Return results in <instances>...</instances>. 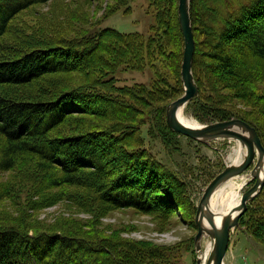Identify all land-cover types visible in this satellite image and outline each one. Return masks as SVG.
I'll list each match as a JSON object with an SVG mask.
<instances>
[{"label":"trees","instance_id":"16d2710c","mask_svg":"<svg viewBox=\"0 0 264 264\" xmlns=\"http://www.w3.org/2000/svg\"><path fill=\"white\" fill-rule=\"evenodd\" d=\"M48 1L0 0V173L7 174L0 200L13 202L16 194L29 191L38 196L28 201L32 206L64 199L86 210L102 203L168 215L157 194L163 185L171 192L185 183L145 147L143 128L150 140L163 144L175 135L166 123V107L183 89L165 101L175 94L181 75L178 0H148L156 18L149 36L108 28L68 38L17 23L21 12ZM130 1L118 0L114 13ZM190 19L198 93L188 106L195 104L203 124L247 122L264 146V0H191ZM159 63L178 65L177 83L158 71L151 87L119 86L109 77L122 67L156 70ZM71 76L80 80L72 85ZM225 91L236 93L250 111L223 106ZM59 111L44 128L43 119ZM101 136L116 146L112 161L103 159L106 153L95 143ZM192 216L196 229L195 205ZM239 221L250 240L264 239V187ZM181 248L0 224V264H179L186 252Z\"/></svg>","mask_w":264,"mask_h":264},{"label":"rangeland","instance_id":"374dc122","mask_svg":"<svg viewBox=\"0 0 264 264\" xmlns=\"http://www.w3.org/2000/svg\"><path fill=\"white\" fill-rule=\"evenodd\" d=\"M117 1L50 0L47 3L37 4L21 12L17 16L19 20L17 23L23 22L32 28H41L43 32L47 31L68 38L85 32L95 34L102 29L108 28L122 33H140L145 36L152 34V28L156 26V18L154 9L150 6L148 0H131L126 6L118 7L114 13L115 10L112 6ZM157 71L163 73L173 83L178 82V65L175 67L169 65V63H159L156 70L146 68L143 71H135L122 67L109 77L115 78L119 86L140 84L151 87ZM179 79L175 94L166 99L165 102L180 94L179 86L183 89L184 94L181 75ZM78 80L80 78L76 76H71L68 79L72 85L77 83ZM262 89H264V85H262ZM222 95L226 97V103L223 106L229 107V109L231 108L238 113L250 111V108L245 106L246 104L242 99L236 98L238 97L236 93L225 91ZM163 101L164 99L157 103L159 104ZM158 104L155 103L154 107H158ZM188 104L183 109V115L195 124L208 125L198 121L195 104L192 103L190 106ZM100 107L101 105L98 106L99 109ZM93 110L98 111L97 109ZM74 115V117H86L89 122L97 120L89 115ZM59 116L60 111L49 115L43 119L42 126L44 128L47 127L52 120ZM217 122L223 121L212 123ZM69 128H71L72 133L77 131L72 124H69ZM146 132L147 127H144L145 147L155 154L173 174L177 175L180 181L185 183L183 189H173V192L164 189L165 187L162 184L161 191L159 193L158 191L156 192V194L158 193V200L165 205L166 211L169 212L168 215L160 212L145 214L135 208H113L102 203L95 205L90 210H86L64 199L53 201L50 204L51 206H32L28 201L33 202L38 199V196L28 191L24 195L23 192L16 194L15 199L17 200L13 202L9 198L0 200V224L15 225L31 232L46 231L52 234L58 232L98 233L113 240H128L137 242L145 247H171L175 251L182 246L181 249L186 252H184L183 259L179 264H191L193 259L195 261L194 264H196L197 256L200 253H197L194 243L197 228H194L192 220L193 205L197 207L207 182L227 166L235 164V161L239 160L238 163H241L245 152L239 151L237 142L232 140L216 139L207 143H199L175 133L174 136L168 138V144H163L157 138H151L150 140ZM98 142L101 144L98 148H102L106 153L103 159L112 161L116 146L110 145L104 136L95 141L97 144ZM254 164L255 162L250 169L239 175V178L236 177L237 179L232 180L236 184H240L242 180H245L241 189L242 194L254 184L253 181L249 182L250 171ZM6 180L7 174L0 173V184H4ZM157 186L159 187L160 184ZM26 187L30 188V186ZM167 192L173 193L174 197L168 196ZM244 214L239 220L244 217ZM247 219L245 218V221ZM243 227L238 223V226L230 231L229 245L223 263L264 264V239L262 238L263 240L261 239L259 243L253 242L245 236ZM208 246L212 248L213 240L209 236H204L201 240L202 256L206 253ZM191 252H194V254Z\"/></svg>","mask_w":264,"mask_h":264},{"label":"water","instance_id":"95a60500","mask_svg":"<svg viewBox=\"0 0 264 264\" xmlns=\"http://www.w3.org/2000/svg\"><path fill=\"white\" fill-rule=\"evenodd\" d=\"M190 1L178 0L177 13L179 26L182 32L184 49L181 64V80L184 94L171 102L166 108V123L173 132L185 136L199 143H207L216 139L236 141L245 147L246 153L238 165H229L206 186L196 207V228L194 236L197 256L196 264H224L230 231L238 226L239 219L246 212L248 204L262 191L264 187V146L254 127L240 119H230L223 122L208 125L188 126L179 119L184 107L196 97L197 85L192 73L194 55V36L190 19ZM256 160V161H255ZM250 181L254 184L242 194L238 207L222 216L220 224H216L214 212L210 210V200L219 186L229 179L245 173L252 164ZM204 217L206 223L204 222ZM209 236L213 240V246L207 256L201 254V240Z\"/></svg>","mask_w":264,"mask_h":264},{"label":"bare ground","instance_id":"6f19581e","mask_svg":"<svg viewBox=\"0 0 264 264\" xmlns=\"http://www.w3.org/2000/svg\"><path fill=\"white\" fill-rule=\"evenodd\" d=\"M31 5H33V4H31ZM9 42H11V41H9ZM179 119L184 124H186L188 126L196 127L197 125L198 126L200 125V124H195L192 121H190L188 118H186L183 115V110H182V113L179 114ZM237 145H238L239 151L246 153L245 147L241 146V144L238 142H237ZM235 155H236V152H235ZM233 157H235V156H233ZM238 162H239V160L235 161L234 165L240 164ZM236 177H238V176H236ZM236 177L229 179L228 181L223 183L221 186H219L211 197L209 206H210V210L212 212H214L216 215H218L217 217H215V222L217 225L220 224V221H221L223 215H225V214L229 213L230 211L236 209L238 207V205L240 204L241 197H242L241 189L244 186L245 180H242L240 184H236V183L232 182V180L235 179ZM203 220L206 223L205 217ZM210 250H211V248H210V246H208L206 249V253H204V256H207V254Z\"/></svg>","mask_w":264,"mask_h":264},{"label":"crops","instance_id":"0c3cea01","mask_svg":"<svg viewBox=\"0 0 264 264\" xmlns=\"http://www.w3.org/2000/svg\"><path fill=\"white\" fill-rule=\"evenodd\" d=\"M245 242H246L247 244H249V243L247 242V240H245Z\"/></svg>","mask_w":264,"mask_h":264}]
</instances>
